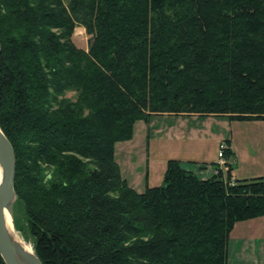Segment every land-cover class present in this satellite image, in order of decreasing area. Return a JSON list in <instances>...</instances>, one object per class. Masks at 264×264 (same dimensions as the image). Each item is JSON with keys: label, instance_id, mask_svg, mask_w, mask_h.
<instances>
[{"label": "trees", "instance_id": "16d2710c", "mask_svg": "<svg viewBox=\"0 0 264 264\" xmlns=\"http://www.w3.org/2000/svg\"><path fill=\"white\" fill-rule=\"evenodd\" d=\"M159 115L264 120V0H0L12 218L43 264H227L234 225L264 216V176L170 158L136 191L115 144Z\"/></svg>", "mask_w": 264, "mask_h": 264}, {"label": "rangeland", "instance_id": "374dc122", "mask_svg": "<svg viewBox=\"0 0 264 264\" xmlns=\"http://www.w3.org/2000/svg\"><path fill=\"white\" fill-rule=\"evenodd\" d=\"M89 38L84 28H75L73 41L78 47L86 49ZM66 95L75 96L72 92ZM220 145H223V156L226 148L235 155V178L264 176V120H236L226 116H151L148 121L135 123L130 140L115 144V160L121 177L141 192L146 186L162 182L170 158L179 159L182 167L195 170L204 178L216 174L218 168L226 171L228 159L222 167L217 164ZM20 214L19 210V218ZM12 223L19 241L29 251L33 250L31 243L15 229L13 218ZM261 225L264 228L263 221L259 223Z\"/></svg>", "mask_w": 264, "mask_h": 264}, {"label": "water", "instance_id": "95a60500", "mask_svg": "<svg viewBox=\"0 0 264 264\" xmlns=\"http://www.w3.org/2000/svg\"><path fill=\"white\" fill-rule=\"evenodd\" d=\"M0 256L5 264H43L32 252L27 251L15 236L12 223V208L16 200L14 190L15 153L0 128Z\"/></svg>", "mask_w": 264, "mask_h": 264}, {"label": "crops", "instance_id": "0c3cea01", "mask_svg": "<svg viewBox=\"0 0 264 264\" xmlns=\"http://www.w3.org/2000/svg\"><path fill=\"white\" fill-rule=\"evenodd\" d=\"M226 160L231 164L230 176L234 179L237 164L234 153ZM262 221L264 216L234 225L227 244V264H264V228L259 226Z\"/></svg>", "mask_w": 264, "mask_h": 264}, {"label": "built area", "instance_id": "2783aa9c", "mask_svg": "<svg viewBox=\"0 0 264 264\" xmlns=\"http://www.w3.org/2000/svg\"><path fill=\"white\" fill-rule=\"evenodd\" d=\"M222 149H223V145H220V150L217 153L218 158H219V161L217 164L219 165V167H222V165H225V163H226V159H222L224 157Z\"/></svg>", "mask_w": 264, "mask_h": 264}, {"label": "bare ground", "instance_id": "6f19581e", "mask_svg": "<svg viewBox=\"0 0 264 264\" xmlns=\"http://www.w3.org/2000/svg\"><path fill=\"white\" fill-rule=\"evenodd\" d=\"M1 176H2V172H1V167H0V180H1ZM14 234H15V232H13ZM16 236V235H15ZM22 244V243H21ZM27 251H29L25 246H23ZM29 252H32V250L31 251H29Z\"/></svg>", "mask_w": 264, "mask_h": 264}]
</instances>
